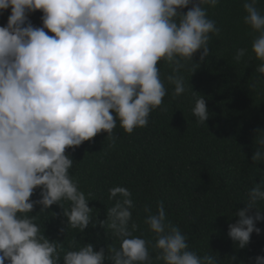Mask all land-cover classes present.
Masks as SVG:
<instances>
[{
	"label": "clouds",
	"instance_id": "9594fccd",
	"mask_svg": "<svg viewBox=\"0 0 264 264\" xmlns=\"http://www.w3.org/2000/svg\"><path fill=\"white\" fill-rule=\"evenodd\" d=\"M221 0H0V264H235L236 255L199 253L188 235L167 216L164 202L146 204L143 223L153 239L135 234L136 207L125 186L108 189L106 218L89 206L92 192L72 174V152L106 133L103 151L114 149L119 127L132 134L149 125L151 113L166 111L164 98L189 91L191 75L212 54V37L221 29L208 9ZM259 0H243V21L252 30L251 52L264 80V11ZM190 6V7H189ZM188 10L185 12L184 9ZM42 13L40 26L30 15ZM52 33L54 35H50ZM199 61L194 60L196 53ZM248 55L238 48L233 59ZM170 69L166 75L161 67ZM259 82V81H258ZM192 85V84H191ZM250 87L255 90L257 84ZM193 89L191 112L199 125L210 112ZM251 159L264 163V129H256ZM245 193L247 207L234 212L228 236L239 249L264 221V171ZM39 189V198L32 199ZM36 205L40 210L33 215ZM59 205L66 218L61 233H84L98 223L112 243L96 250L91 242L50 239L36 223L40 213ZM255 208L253 214L251 209ZM54 212V211H53ZM31 214V215H30ZM56 213L54 212L55 216ZM47 220V219H46ZM119 241L115 246L113 241ZM242 264V262H241ZM252 264H264V255Z\"/></svg>",
	"mask_w": 264,
	"mask_h": 264
},
{
	"label": "trees",
	"instance_id": "16d2710c",
	"mask_svg": "<svg viewBox=\"0 0 264 264\" xmlns=\"http://www.w3.org/2000/svg\"><path fill=\"white\" fill-rule=\"evenodd\" d=\"M242 5L243 0H221L208 9L209 17L221 29L219 37H212V54L192 75L184 72L189 89L184 95L173 98L172 86L166 85V111L154 110L147 127L128 134L117 121L114 149L103 151L106 133L85 141L74 152L68 149L76 161L72 174L83 191L93 194L89 206L98 212L94 219L106 218L107 205L113 203L108 189L125 186L136 205L132 219L138 225L137 235L153 239L143 223V208L148 204L155 211L156 201L162 200L168 219L188 235L191 249L201 254L219 253L221 258L234 254L238 258L235 264H252L254 257L264 255V221L257 222L262 232H254L246 248H237L228 236L229 224L238 219L234 212L247 207L245 193L254 178L260 181L264 171V163L255 164L251 159L257 147L255 130L264 129V80L255 72L260 61L251 52L254 33L243 21L246 13ZM257 6L264 11V0ZM10 13L8 9L0 14V26L6 25ZM41 15L40 11L30 15L34 25H41ZM241 47L248 49V55L238 62L233 57ZM199 56L196 53L194 60L199 61ZM161 72L166 75L170 69L162 66ZM254 83L255 90L250 87ZM192 86L206 98L210 116L204 125L197 124L191 112ZM37 198L39 189L32 197ZM260 207L264 208V202ZM39 210L40 205H36L32 214ZM255 211L251 209L253 214ZM62 212L59 205H53L37 216L36 223L43 228L45 221V234L50 239L63 241L67 235L64 251L71 241H85L107 252L112 241L98 223L84 233L75 229L61 233L66 220ZM113 243L119 246L118 240Z\"/></svg>",
	"mask_w": 264,
	"mask_h": 264
}]
</instances>
